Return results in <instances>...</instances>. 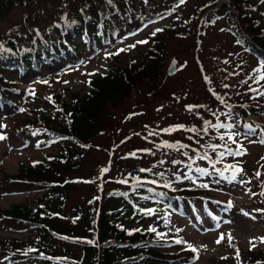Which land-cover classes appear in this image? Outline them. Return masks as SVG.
Masks as SVG:
<instances>
[{"label":"rangeland","instance_id":"374dc122","mask_svg":"<svg viewBox=\"0 0 264 264\" xmlns=\"http://www.w3.org/2000/svg\"><path fill=\"white\" fill-rule=\"evenodd\" d=\"M5 2L13 3L0 20V54L37 39L59 41L65 28L83 19L98 20V30L107 24L122 34L125 27L137 32L100 45L94 55L86 51L49 83L36 80V73L18 81L30 95L19 111L0 113V264H33L6 259L5 249L15 246L6 242H34L35 234L2 211L45 204V194L29 185V190L16 187L11 178L41 167L68 146L58 144L39 118L51 116L52 96L61 94L71 103L70 95L84 94L91 75L111 66L107 54L123 49L116 62L129 68L155 42L159 58L153 72L133 75L131 92L118 107L103 110V130L94 146L81 148L82 157L69 173L77 186L66 192V208H87L93 197L100 207L112 192L149 183L134 172L175 178L199 191L195 208L167 211L155 200L137 203L146 206L141 221L133 220L136 210L131 209L121 219L159 229L165 242H172L160 248L168 262L159 264H264V64L237 45L217 17L229 0H0V5ZM240 8L264 32V0H245ZM78 42L82 51L81 37ZM172 61L178 69L169 76ZM236 102L249 113L235 108ZM28 118L36 125L27 127ZM218 127L226 133H217Z\"/></svg>","mask_w":264,"mask_h":264},{"label":"trees","instance_id":"16d2710c","mask_svg":"<svg viewBox=\"0 0 264 264\" xmlns=\"http://www.w3.org/2000/svg\"><path fill=\"white\" fill-rule=\"evenodd\" d=\"M12 3L5 2L0 5V20L5 16L6 10H11ZM244 3L245 0H229L228 4H222V10L217 17L225 21L228 33L237 45L264 63V32L254 24L251 15L241 10L240 6ZM97 21L83 19L81 24L65 28L59 35V41L54 43L48 40L49 38L37 39L25 48L15 46L2 52L0 113L19 111L21 103L30 95L27 90L20 88L18 84L20 79H28L32 73H36V80L43 79L44 83H49L55 72L63 66L80 62L86 51L94 55L100 45H109L113 40H121L137 32V30L128 32V28L125 27L122 34L119 28L114 31L109 29L107 24L98 30ZM90 24L94 31L87 33L84 30ZM79 37L85 44L82 51L79 49ZM158 49L159 45L155 42L143 58L129 68H123L116 62L119 52L124 51L119 48L117 52L107 54L111 66L106 67L105 72H96L88 78V88L84 94L72 93L71 103L66 102L61 94L52 96L54 101L49 110L51 116L44 117L42 114L39 118L47 133L55 134L58 144L67 143L68 146L61 147V151L52 155L41 167L27 168L20 176L11 178L18 181L14 183L16 187H23L25 190L32 187L45 194L46 198H43L42 202L46 205L41 204L35 208L17 205L2 211V215L12 220L13 224L35 234L34 242L26 243L18 239L6 242L7 245L15 242V246L6 248V252L3 250L6 259L16 263L21 261L33 264L168 262L160 248L168 247L172 242H165L159 229L133 226L121 219L131 209L133 213L136 210L133 220L141 221L140 217L144 214L143 209L146 206L138 207L137 203L146 205L155 200L167 211L191 205L195 208L197 200H200L197 198L199 191L186 189L182 186L183 181L164 178L153 172L142 171L138 175L134 172L132 176L145 178L149 183L146 185L135 183L126 191L112 192L104 198L100 207L93 197L87 208L76 206L71 212L66 208V192L77 186L68 180L71 175L69 173L70 170L73 171L75 161L82 157L81 148L94 146L93 140L103 130L101 122L103 110L108 106L113 108L119 106L135 85L133 75L139 77L144 71L153 72L152 69L156 67L159 58ZM46 71H49L48 75L51 76H44L43 73ZM235 108L249 113L247 108L241 107V103ZM56 117L62 119L58 121ZM27 121V127L36 125L31 123L29 118ZM217 133L226 131L218 127ZM62 168L68 169V174L63 172ZM52 169H55V173Z\"/></svg>","mask_w":264,"mask_h":264},{"label":"water","instance_id":"95a60500","mask_svg":"<svg viewBox=\"0 0 264 264\" xmlns=\"http://www.w3.org/2000/svg\"><path fill=\"white\" fill-rule=\"evenodd\" d=\"M178 69V63L176 61H173L168 69V75L174 76L177 73Z\"/></svg>","mask_w":264,"mask_h":264},{"label":"snow or ice","instance_id":"6c2138e0","mask_svg":"<svg viewBox=\"0 0 264 264\" xmlns=\"http://www.w3.org/2000/svg\"><path fill=\"white\" fill-rule=\"evenodd\" d=\"M157 31H159V29L157 30ZM142 43L144 42V41H141ZM223 125H221V127H222ZM182 127V126H181ZM251 126H249V128H250ZM0 138H2V137H0ZM105 171H107V169H105ZM239 171H242V169H240ZM153 231H154V229H153ZM223 234L221 235V237H220V239H218L217 240V243H219V242H221V240H223ZM262 239H264V238H262ZM179 242V241H178ZM193 251H196V249L195 248H193L192 249Z\"/></svg>","mask_w":264,"mask_h":264}]
</instances>
